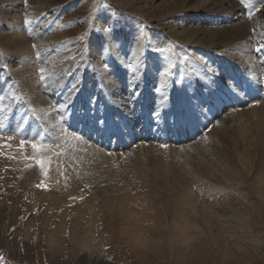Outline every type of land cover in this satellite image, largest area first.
<instances>
[{"label": "rangeland", "instance_id": "1", "mask_svg": "<svg viewBox=\"0 0 264 264\" xmlns=\"http://www.w3.org/2000/svg\"><path fill=\"white\" fill-rule=\"evenodd\" d=\"M9 1L0 0V264H82L60 225L94 208L90 220L102 223L112 207L122 220L163 224L168 241L137 254L110 243L108 264H264V39L220 58L223 46L171 33L217 28L203 12L163 18L123 0ZM232 2L242 11L219 27L240 21L261 39L264 0ZM6 11L18 12L21 42L9 40L16 26ZM50 33L63 36L40 41ZM111 51L147 62L102 61ZM181 226L199 247L169 243Z\"/></svg>", "mask_w": 264, "mask_h": 264}, {"label": "bare ground", "instance_id": "2", "mask_svg": "<svg viewBox=\"0 0 264 264\" xmlns=\"http://www.w3.org/2000/svg\"><path fill=\"white\" fill-rule=\"evenodd\" d=\"M235 2H232V0H123L124 8L126 10H128V11L133 12L132 10H133L134 7H135V9L141 10V11H142V9L148 8L151 11L157 12L159 14V16L163 17V18H168L169 16H171V17L176 16L179 12L180 13L181 12H187V14L188 13L190 14V12L200 13L201 14L203 12V13L207 14V16H209L207 18L208 21L211 24H216L218 26L217 28H215V29L189 28V27H186V25L183 24L181 26V28L172 27L171 28L172 29L171 33L177 39H179L182 42H185L188 45H191L192 43H201L202 45H206V46L207 45L223 46L224 48L223 47L222 48L224 50H222L220 52L218 51L219 52L218 54H214V55H216L217 57H220V58L224 57L225 53L233 55L234 57H235V55H238L241 52L243 54V50H245V49L247 50V47H248V46H246V44L249 45L250 42H252V40H256L257 42H259V41L261 42L264 39L263 38L264 34L261 35L262 36V37H260L261 39L256 38L257 36L253 37V36L257 35L258 31H255L256 34L255 35L253 34V36H252V34L250 33L251 30L249 28L250 25L246 27V25H244L243 23H240V21L237 22V23L234 22L235 24H231L228 27H222V28L219 27V26H222L223 22H226V21H229V20H232V19L235 20L236 17L239 16V13L242 11L244 6L242 7L239 4H236L237 2L236 3ZM248 2H247V4H249ZM10 3L15 4L16 2H15V0L14 1L12 0V1H9V4ZM38 4H39L40 7L44 6L43 3H39L38 2ZM250 5H251V3H250ZM253 5H256V4L253 3ZM228 9H229V11H227ZM4 10H8V8H6ZM42 10H43V8L39 9V12L42 11ZM260 10L264 12V7H261ZM16 12L17 11H15V12L6 11V14H5L6 19L11 20V22L14 23L15 26H16V28H14V30H13V33L11 35H9V40H11L14 43L16 41L18 42V40H19V42H21L22 39L24 40V36L20 32V29H18L20 27V25H19L20 22H19V15L17 14L18 12L17 13ZM256 18H257V16H256ZM262 19H264V15L262 16ZM257 21H261V20H257ZM249 22H250V20H249ZM256 23H255V25H256ZM263 23H264V20H263ZM251 25H252V23H251ZM262 25H264V24H262ZM256 27L257 26H255L254 28H256ZM262 27H264V26H262ZM259 34L260 33H258V35ZM62 36H63V34L54 35V34L50 33L49 36L47 35L45 38L42 37L40 39V41L44 42V43H47V41H49V40L55 39L56 37L59 38V37H62ZM251 37H253V39ZM25 40H27V39H25ZM239 40H241V41H239ZM219 49H220V47H219ZM259 49L260 50L264 49V45H262L260 48H258V50ZM113 50H115V49H113ZM188 50L191 51V49H188ZM194 51L195 50H193L192 52H194ZM91 52H92L93 55L99 57L98 55H99L100 52H98V49H93ZM248 56H249V54H248ZM259 56L263 57V53L259 54ZM198 57H200V56H198ZM207 57L209 58L210 56L207 55ZM227 57H228V55L226 56V58ZM234 57H232V58H234ZM100 58H103L102 61H109V60L112 59V60H114L116 62H121L120 60L124 59L125 61L131 62V64H132L131 67L133 69H137V68H134V67H140L141 68L143 66L144 62H147L146 58L145 57H140L139 54H131L130 53L129 55H127L126 53H117L115 51H111L109 54L103 52V53H101ZM229 59H231V58H229ZM198 60H201V59H197V61ZM102 61L97 60L96 64L101 65ZM148 69L152 70V69H150V67H148ZM213 75H215V74H213ZM255 83H257V82H255ZM248 88L252 89V91H250V92H251V94L254 95L255 98H257V99L261 98V96H259L260 92L257 91V90L256 91L253 90L254 87L250 86ZM258 88H259V86H258ZM262 93L263 92H261V95H262ZM207 101H209V99ZM241 101H244V99L241 98ZM260 102L263 103L264 101L260 99ZM208 106L211 107L212 105L211 106L208 105ZM214 106H212L213 109L210 111V114L212 116H217V112H218L217 110L218 109L216 107L218 105L216 107H214ZM263 110H264V108H263ZM263 114H264V111H263ZM257 115H259V114H257ZM258 117L260 118V116H258ZM262 117L264 118V116H262ZM19 120H21V118H19ZM1 121H4V120H0V124H1ZM260 121H261V119H260ZM261 122H264V121H261ZM0 128H1V125H0ZM144 128H146V127H144ZM3 130L4 129H2V131H1L2 133H3ZM129 130H128V132H129L128 135H124L125 140H129V138H132V139L134 138V136L132 134V131H129ZM145 131L146 130H144V133L148 132V130H147V132H145ZM3 134H1V136ZM144 135L146 136V134H144ZM6 140H7V138H6ZM32 140H34V139H32ZM4 141H5V139H3L2 142H4ZM5 142H7V141H5ZM50 183L52 185H56L57 184L53 180H50ZM25 184H26L25 187L30 185V183H25ZM106 208H108V207H106ZM113 208H115V207L111 208L112 211L107 213V216H106V218H104L103 222L102 223L100 222L101 224L98 223L99 221L97 222V220L96 221L95 220H90V219H93V218L97 219V218L94 217V213H97V212L101 213L100 208L97 209V212H96V208H94L93 210H91L89 212V216L92 215L93 216L92 218L89 217L90 219H87L86 221L85 220L84 221L73 220V221L64 223V225H60V228L62 229L63 234L65 235V238H67V241H69L68 245L72 249L74 247H77V248H79V250H81L80 251V261L82 262V264H108L104 260L105 258L102 259L101 257L104 255V251H103L104 247L106 245L110 244V243L111 244L112 243H114V244L117 243V244H119L118 247H120L123 244L124 247L129 248L130 251L134 252L135 254L138 253V251L136 249L137 247H140V249L141 248L144 249L146 252L149 249H151L154 252V250H157V249L160 250V249H162L164 247L166 241H168V240H165V236L162 235V233H163L162 230L163 229L161 227H163V224L159 225V224H157L155 222V223H142V225H141V221H139V220H135V219H127V220L124 219V220H122L119 217L118 218L116 217V215H115L116 211ZM113 211H115V213ZM121 211H123V213H129L130 212L128 208H125L124 210L122 208ZM117 213H119V212L117 211ZM214 214H217V213H214ZM48 223H50V222H48ZM46 225H49V224H46ZM57 225H59V224H57ZM94 227H96V229H98V230L102 229L108 235L98 237L99 232L96 233L94 231V229H93ZM180 229H181V231H180V234H179L178 238H174V237H176V235L171 236V238L169 239V243L170 244L173 243V244H175V245H177L179 247L185 245V246H192L194 248H197V247L200 246L201 241H197V244L193 245V243H196L195 236L191 235L187 231L184 232L183 230L186 229V228L181 226ZM55 230L57 231V229H55ZM150 231L154 232V236L150 237L147 234V232H150ZM177 231H179V230L177 229ZM59 236H60V234H58V233H56V238H53V236H52L51 239H50V245H53V240H56L57 238L59 239ZM68 250H69V248H68ZM59 251H61V250H59ZM64 260H65V257H64Z\"/></svg>", "mask_w": 264, "mask_h": 264}, {"label": "snow or ice", "instance_id": "3", "mask_svg": "<svg viewBox=\"0 0 264 264\" xmlns=\"http://www.w3.org/2000/svg\"><path fill=\"white\" fill-rule=\"evenodd\" d=\"M244 3H245V0H241V4H244ZM261 7H264V4H262ZM257 10H259V9H257ZM24 23H25V24H30L31 21L28 20V19L26 18L25 21H24ZM129 67H131V65H129ZM44 71H45L44 69H41V70H40V72H41V77H42V78H43V73H44ZM159 90H160V89H156V91H159ZM200 103H201V105H203L204 103H206V101L201 100ZM32 147L35 149L37 146H36L35 144H33ZM40 164H41V167L43 168V166H44V162H43V161H40Z\"/></svg>", "mask_w": 264, "mask_h": 264}]
</instances>
